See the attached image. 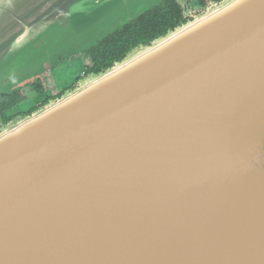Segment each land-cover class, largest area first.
<instances>
[{"label":"water","instance_id":"water-1","mask_svg":"<svg viewBox=\"0 0 264 264\" xmlns=\"http://www.w3.org/2000/svg\"><path fill=\"white\" fill-rule=\"evenodd\" d=\"M139 1L0 0V84ZM0 264H264V0L0 126Z\"/></svg>","mask_w":264,"mask_h":264},{"label":"trees","instance_id":"trees-1","mask_svg":"<svg viewBox=\"0 0 264 264\" xmlns=\"http://www.w3.org/2000/svg\"><path fill=\"white\" fill-rule=\"evenodd\" d=\"M181 1L188 4L194 3L196 6L203 8L211 2H218L220 0ZM181 1L161 0L150 9L141 12L123 25L97 39L94 44L82 52L85 58L84 76L104 70L114 62L121 60L133 48L149 44L156 37L164 35L168 30H172L189 20L190 18L184 17V8ZM47 84H49L48 80L41 77L11 93L0 90V126L12 119L7 117L8 111L25 100L29 94L32 92L40 95L45 94ZM60 95L54 97L47 96L43 102H40L39 106ZM38 107L33 108L27 114H30Z\"/></svg>","mask_w":264,"mask_h":264},{"label":"rangeland","instance_id":"rangeland-1","mask_svg":"<svg viewBox=\"0 0 264 264\" xmlns=\"http://www.w3.org/2000/svg\"><path fill=\"white\" fill-rule=\"evenodd\" d=\"M160 1L161 0H140L130 7L123 5L122 9L119 10L118 15L114 17L106 27L100 29L97 33L87 35L85 39H81L77 49L74 48L75 46L67 47L65 50V46L60 47L57 50L53 48L52 52L49 51L47 57H45V55L42 56L40 53L39 58L32 60L16 76L9 73V77L0 84V90L6 93H11L18 90L23 85L41 77L49 82V84H47L46 92L52 93L53 91H57L62 94L64 91L71 89L75 83H78L76 82L78 77L79 80L84 77V75L81 74L85 69V58L82 52L87 47L94 44L97 39L123 25L141 12L150 9ZM181 4L185 12L191 11L192 14L195 13L194 15H197L203 9L196 6L194 3L188 4L181 1ZM50 59L51 61L49 62ZM44 61H47L48 64H44ZM29 95L30 96H27L25 100L18 103L12 111H27V109L29 110L34 106L33 100H39L44 97V95L39 96L36 92Z\"/></svg>","mask_w":264,"mask_h":264},{"label":"flooded vegetation","instance_id":"flooded-vegetation-1","mask_svg":"<svg viewBox=\"0 0 264 264\" xmlns=\"http://www.w3.org/2000/svg\"><path fill=\"white\" fill-rule=\"evenodd\" d=\"M195 13H191V11H188V12H185L184 11V17L185 18H192L193 17V15H194ZM85 70V69H84ZM82 75H85V73H84V71H82ZM79 78V77H78ZM78 78H77V80H76V82L78 81ZM77 83H75L74 84V86L76 85ZM74 86H72V87H74ZM33 93V92H32ZM59 94H61L60 92H57V91H53L52 93H50V92H46L45 94H42V95H40L39 94V96H43L44 95V97L43 98H41V99H39V100H33V103H34V106L31 108V109H27V111H24V112H18V111H15V112H13L12 111V109L11 110H9L8 111V113H7V117L8 118H13V117H16V116H19V115H26L27 113H29L33 108H35V107H38L39 105H40V102H43L46 98H47V96H49V97H54V96H56V95H59ZM28 96H30V95H28Z\"/></svg>","mask_w":264,"mask_h":264},{"label":"crops","instance_id":"crops-1","mask_svg":"<svg viewBox=\"0 0 264 264\" xmlns=\"http://www.w3.org/2000/svg\"><path fill=\"white\" fill-rule=\"evenodd\" d=\"M81 74H82V73H81ZM78 81H79V78H78ZM78 81H77V82H78Z\"/></svg>","mask_w":264,"mask_h":264}]
</instances>
